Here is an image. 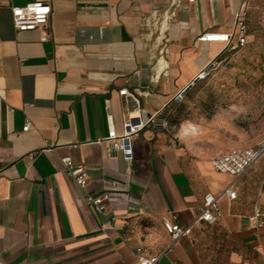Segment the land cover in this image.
<instances>
[{
	"label": "crops",
	"instance_id": "0c3cea01",
	"mask_svg": "<svg viewBox=\"0 0 264 264\" xmlns=\"http://www.w3.org/2000/svg\"><path fill=\"white\" fill-rule=\"evenodd\" d=\"M30 2L51 6L46 42L12 26L10 8ZM242 2L181 0L161 53L154 21L168 0H0V264H138L136 248L157 264H264V226L250 221H264V157L234 181L210 160L240 147L198 151L188 142L201 131L170 135L164 121L224 49L197 39L232 32ZM136 115L146 126L128 171L105 140ZM66 159L85 169L84 188ZM104 194L102 213L86 202ZM207 194L220 216L193 224ZM171 215L191 225L177 242L161 222Z\"/></svg>",
	"mask_w": 264,
	"mask_h": 264
},
{
	"label": "rangeland",
	"instance_id": "374dc122",
	"mask_svg": "<svg viewBox=\"0 0 264 264\" xmlns=\"http://www.w3.org/2000/svg\"><path fill=\"white\" fill-rule=\"evenodd\" d=\"M248 3L247 44L222 49L209 75L166 108L170 135L201 131L188 142L198 151L221 140L252 147L264 138V0Z\"/></svg>",
	"mask_w": 264,
	"mask_h": 264
},
{
	"label": "built area",
	"instance_id": "2783aa9c",
	"mask_svg": "<svg viewBox=\"0 0 264 264\" xmlns=\"http://www.w3.org/2000/svg\"><path fill=\"white\" fill-rule=\"evenodd\" d=\"M169 6L165 12L163 18L155 19L154 23L160 25L157 27L158 36L161 37L162 48L161 53L167 52V27L164 29L162 24L168 25L169 22L174 19L175 10L179 6L181 0H168ZM194 0H187L192 3ZM249 9L248 0H243L242 8L237 12L235 17L234 30L230 33H217V32H205L197 39L202 43H218L225 48L236 49L243 47L248 41L247 31V14ZM12 26L17 32H30L40 31L41 42L48 40V28H49V16L51 14V6L47 2H30L23 6H12L10 8ZM157 32V31H156ZM210 68L200 72L197 76V80H204L209 75ZM121 96H127L128 90L123 89L119 92ZM183 98V94L180 93L175 101H179ZM152 118L150 119V121ZM30 124L27 123L23 132L29 129ZM146 126L139 115L129 117L123 122V131L121 134H117L113 129L108 132L106 142L112 151H120L123 161L127 165V170L130 171V165L133 161V148L132 138L140 133ZM264 157V138L261 139L255 146L252 147H240L229 150L227 152L218 154L211 158L210 164L212 168L220 173L231 177L234 181L239 179L245 174V172ZM63 167L65 174L73 180V182L80 188H84L87 183V173L82 166L74 167L69 159L63 161ZM228 197L232 200L235 198V192L231 190V187L226 188L224 191ZM86 202L91 204L98 212H104L106 203L108 202L107 195H101L97 197L87 196ZM220 216V212L217 206V200L212 194L205 195L203 199V206L195 218L194 223H213ZM176 216L171 215L170 219L166 216H162L161 222L167 234H169L172 242H177L181 238L186 237L191 232V225L182 227L176 221ZM255 228H261L264 226V221L260 218L258 211H255L250 218ZM134 254L137 257L138 264H157L159 256L147 257L144 255L142 248H136Z\"/></svg>",
	"mask_w": 264,
	"mask_h": 264
},
{
	"label": "water",
	"instance_id": "95a60500",
	"mask_svg": "<svg viewBox=\"0 0 264 264\" xmlns=\"http://www.w3.org/2000/svg\"><path fill=\"white\" fill-rule=\"evenodd\" d=\"M197 81H198V80H197V78H196L193 82H191V84H189V85L183 90L182 94H184L187 90H189V89L192 87V85H194Z\"/></svg>",
	"mask_w": 264,
	"mask_h": 264
},
{
	"label": "trees",
	"instance_id": "16d2710c",
	"mask_svg": "<svg viewBox=\"0 0 264 264\" xmlns=\"http://www.w3.org/2000/svg\"><path fill=\"white\" fill-rule=\"evenodd\" d=\"M248 10H249V9H248ZM247 31H248V26H247ZM248 38H249V35H248ZM164 114H165L164 121L166 122L167 119H168V117H169L168 112H167L166 109L164 110Z\"/></svg>",
	"mask_w": 264,
	"mask_h": 264
}]
</instances>
